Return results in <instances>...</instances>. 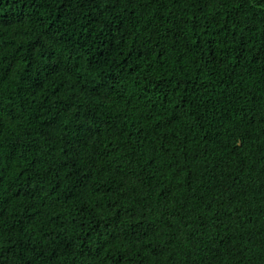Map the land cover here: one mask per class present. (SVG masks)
Instances as JSON below:
<instances>
[{
  "label": "trees",
  "instance_id": "trees-1",
  "mask_svg": "<svg viewBox=\"0 0 264 264\" xmlns=\"http://www.w3.org/2000/svg\"><path fill=\"white\" fill-rule=\"evenodd\" d=\"M0 264H264V0H0Z\"/></svg>",
  "mask_w": 264,
  "mask_h": 264
}]
</instances>
